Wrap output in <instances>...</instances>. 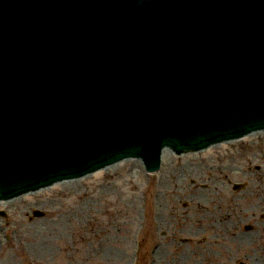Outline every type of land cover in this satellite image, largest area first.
Here are the masks:
<instances>
[{
  "label": "water",
  "instance_id": "95a60500",
  "mask_svg": "<svg viewBox=\"0 0 264 264\" xmlns=\"http://www.w3.org/2000/svg\"><path fill=\"white\" fill-rule=\"evenodd\" d=\"M15 3L0 0V200L264 130V0Z\"/></svg>",
  "mask_w": 264,
  "mask_h": 264
},
{
  "label": "rangeland",
  "instance_id": "374dc122",
  "mask_svg": "<svg viewBox=\"0 0 264 264\" xmlns=\"http://www.w3.org/2000/svg\"><path fill=\"white\" fill-rule=\"evenodd\" d=\"M263 141L264 137H254L235 142V147L227 144L213 156L199 153L196 158H176L163 167L167 169L162 177L145 175L124 164L103 171L99 179L90 175L81 184L45 189L0 206V264H131L135 253L138 264H151L148 251L158 246V264H175L179 238L187 239L188 232L205 225L203 216L236 222L246 215L240 212L236 185H254L249 188L264 192ZM227 156H236L240 162L241 169L233 167L236 180L229 182L226 175L214 173L212 177L204 172L199 182L188 173L204 171L198 163H221ZM212 185L221 190H209ZM197 188L203 190L204 198L196 199ZM245 198L251 199L249 195ZM62 226L67 229L64 239L56 231ZM28 230L39 233L38 241L26 237ZM218 232L222 234L221 229Z\"/></svg>",
  "mask_w": 264,
  "mask_h": 264
},
{
  "label": "flooded vegetation",
  "instance_id": "af4514ba",
  "mask_svg": "<svg viewBox=\"0 0 264 264\" xmlns=\"http://www.w3.org/2000/svg\"><path fill=\"white\" fill-rule=\"evenodd\" d=\"M249 186L241 183L234 187L237 200L241 199L240 212L246 215L236 222L203 216L205 225L199 226V231L188 232L187 239L179 238L175 264H264V192ZM248 195L251 199L245 198Z\"/></svg>",
  "mask_w": 264,
  "mask_h": 264
},
{
  "label": "bare ground",
  "instance_id": "6f19581e",
  "mask_svg": "<svg viewBox=\"0 0 264 264\" xmlns=\"http://www.w3.org/2000/svg\"><path fill=\"white\" fill-rule=\"evenodd\" d=\"M263 137H264V132H263ZM254 137H246L244 139H242L241 141L243 140H251L253 139ZM264 142V141H263ZM227 144L223 143L221 145H216L212 148H209L207 150H204L202 154H204L205 157H209V156H213L214 155V151H217V150H224L225 149V146ZM261 149L264 150V145L261 144ZM174 158L172 159H167V160H162V165L163 167L165 166H168L169 163L172 161V160H175L176 158H179L180 156H177L175 155L173 152H172ZM224 154H222L223 156ZM183 158H188V157H192V158H196V154L195 152L194 153H186V154H183L182 156ZM264 157V155L262 156ZM261 157V158H262ZM223 159L221 160V163H216V161L214 163H212V161L208 162V163H198L196 164V166H202L204 171H194V172H188L190 175H194L197 180L200 182L202 181L203 182V179H204V175L205 173L204 172H208V174H210L212 177H213V174L215 173L216 175H218V177H222L224 175L227 176L229 182L233 181V180H236L235 177L236 176V173L233 172L234 171V168L233 167H236L238 169H241V166L238 167V165L240 164V162L238 161V158L236 156H227V157H222ZM124 164H130V167H131V170H134V171H138V172H144V168H143V165H137V164H132V163H127V162H121L118 164V167L124 165ZM167 168H164L162 169V175H165V171H166ZM107 170H111V171H114L115 169H110V168H106V169H101L100 171H98L97 173L94 174V179H99V177L102 176L103 174V171H107ZM237 170V169H236ZM264 172V170H263ZM172 177L173 179H175L176 177V170L172 171ZM179 180V179H178ZM176 180V185L178 186L180 184V182ZM263 180H264V175H263ZM182 181V180H180ZM67 184H58V185H55V186H52L50 187L49 190L51 189H54V188H57V187H62V186H65ZM176 187V186H175ZM183 187L185 188L184 186V183H183ZM209 190H216V191H219L221 189L217 188L215 185H212L211 187L208 188ZM42 191H44L45 189H41ZM178 191V189H177ZM203 190L202 189H199L197 188L196 189V199H202L204 198L203 196ZM27 195H24V198L26 197ZM28 197V196H27ZM11 202H0V206H6L8 204H10ZM158 216H159V213H158ZM160 219V217H158V220ZM57 222H59L58 220H56ZM161 227L160 223H159V228ZM30 230H32L31 226L29 225L28 227ZM66 228L65 227H61L60 229H57V234H58V237L60 239H64V236L66 235ZM27 235L26 237L29 239V240H32L34 239L35 241L37 240L38 241V237H40L39 233H34L33 231H27ZM49 237V236H47ZM40 249V247H39ZM40 252V251H39ZM124 255V254H123ZM125 257V255H124ZM123 257V258H124ZM160 257H161V246H158V248H156V251H155V260H154V263L153 264H158L159 261H160Z\"/></svg>",
  "mask_w": 264,
  "mask_h": 264
}]
</instances>
